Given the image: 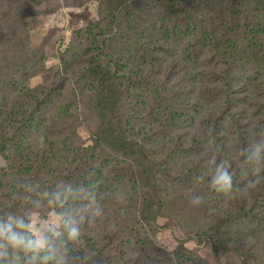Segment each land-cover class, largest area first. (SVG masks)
Returning a JSON list of instances; mask_svg holds the SVG:
<instances>
[{
    "label": "rangeland",
    "instance_id": "rangeland-1",
    "mask_svg": "<svg viewBox=\"0 0 264 264\" xmlns=\"http://www.w3.org/2000/svg\"><path fill=\"white\" fill-rule=\"evenodd\" d=\"M8 1L14 7L18 2L0 0L6 8L0 20L14 23L26 14L9 11ZM208 1H41L25 17L29 46L36 51L28 63L44 58V69L31 71L27 81L16 85L17 74L8 68L19 63V53L13 58L14 51L5 50L13 60L5 66L0 61V106L8 112L13 107L27 111L30 117L7 146L13 153V144H27L24 152L37 162L7 161L0 155V201L7 194L16 203L27 190L12 211L31 208L30 198L41 201L40 214L46 215L43 194L55 191L58 181L91 193L103 216L85 222L82 239L68 244V254L78 257V264H264V163L253 165L245 152L252 143L264 142V78L250 79L256 68L253 56L262 55L254 47L259 22H264V0L240 4L242 13L228 38L233 50L221 46V10L207 14ZM99 34L107 37L105 66L121 77L117 82L125 116L117 130L156 148L150 149L160 162L164 190L155 213L150 204L158 196L149 193L142 177L144 161L115 149L102 132L110 120L100 106L106 90L78 95L90 86L83 75L91 67L90 48ZM7 39L6 48L14 50L16 37ZM200 41H209L208 46ZM225 53L238 57L234 82L226 73H213ZM17 70L25 72L22 65ZM64 74L67 80L60 81ZM231 86L234 119L225 107ZM37 89L51 98L42 112L34 106L40 101ZM20 95L32 105L23 104ZM70 113L78 114V122L68 117L65 123ZM71 123L77 130L72 138L64 130ZM50 140L58 141L54 150L61 161L55 162L56 169L49 161L45 167L43 147L48 142L50 151ZM96 143L99 147L91 151ZM213 156L217 163H231V197L211 186L208 162ZM254 166L262 167L259 176L253 175ZM201 175L203 181L197 179ZM197 196L202 202L193 204ZM87 203L81 197L67 207Z\"/></svg>",
    "mask_w": 264,
    "mask_h": 264
},
{
    "label": "trees",
    "instance_id": "trees-1",
    "mask_svg": "<svg viewBox=\"0 0 264 264\" xmlns=\"http://www.w3.org/2000/svg\"><path fill=\"white\" fill-rule=\"evenodd\" d=\"M18 1L16 3V7H14V4L12 1H8L6 3L8 5L9 11L15 12L16 15L19 14H26L25 16L31 15L30 11L37 5H39L42 2H46L47 0H15ZM129 0H120V5H124ZM247 3L246 0H209L208 4L209 9H206L207 14L214 16V8H219L221 10V19L222 22L220 23L222 26V41L221 46L224 44L226 47H223L225 50H233L235 47L232 44L231 39H228L229 36L232 34V32L235 29V23L238 18V16L242 13V10H239L241 8L240 4ZM124 8V7H122ZM6 13V8L0 3V17L3 16ZM25 16L18 17V20H16L14 23L6 22L4 19L0 20V61L4 62L2 65L5 66L8 63H10L13 59L9 58L8 55H6V51H14L13 58H15V55L18 53L19 63L16 62L14 64V67L8 68V70H12L10 73H16L17 74V83L16 85H21L23 82L27 81V77L32 74L31 71H38L40 68L44 69V58H41L39 60L31 61V63H28V60L31 59L32 55H35L36 51L32 49L29 46L28 42V29L26 27L27 19ZM116 19V15L114 16V20ZM261 34H264V22L261 19L259 22V26L257 28V45L254 47L255 49L260 47V53L263 55L255 54L253 56V59L255 61V67L253 68L252 75L250 76V79L256 80L259 77L264 78V52L262 51V47L264 46V38L261 37ZM11 35L13 37H16V41H13V45H15V49L12 48H6V45L9 41L7 39V36ZM97 41L94 44V48H90L93 56V61L91 62V67L87 71V75H83L84 81L86 82V85L89 86V88L82 89V93L78 90V95H84L88 91H97L102 92L106 90L107 94L104 99L100 100V106L107 112V114L110 117V120L107 122V124L103 128V134L105 135L108 140H110L111 146L115 147V149H121L124 151H128V153L136 155L141 161H144V169L142 171V177L148 186L149 193L151 191H154L155 194L158 196L157 198H154L153 202L150 204L151 212L155 213L158 209L159 205H157L156 201H160V198L163 193V185H162V178L159 176V173L161 171L160 162L155 157L154 154H152V149H156L154 146L149 147V145H145L144 143L138 141V140H132L129 139L125 134H121L117 130V126L122 123L123 117L125 114L123 113L120 105L123 100V92L117 82V79L121 78L117 75V72L113 70L110 66H105L104 64V58L106 57V51H105V45L107 43V37L103 36L101 34L96 36ZM208 42L200 41L199 45L201 46H208ZM211 42V41H210ZM223 43V44H222ZM252 46V45H251ZM253 47V46H252ZM88 50V51H90ZM17 51V52H16ZM232 53V52H231ZM196 54H199L196 52ZM224 59L219 63L215 64V70L213 71L214 74L219 73H226L228 74L230 80L233 81L234 72L236 67L238 66L236 64L237 56H227V53L224 54ZM242 57V56H240ZM244 58V57H242ZM22 65L23 69L25 70L24 73H21L17 70V66ZM41 65V67H40ZM3 66H0V70L3 68ZM28 69V70H27ZM2 76H0L1 78ZM67 75L64 74V77L61 78L60 81H66ZM89 81L91 82L89 84ZM59 84V83H58ZM56 84V85H58ZM89 84V85H88ZM56 86H52V89H54ZM44 88V87H41ZM28 88H24L23 90H26ZM234 88L231 86L229 89L228 94L226 95L227 101L225 103L226 111L228 112V118L234 119L236 118V113L231 111L232 104H230L232 99V93ZM76 92V90H75ZM35 94H37L40 98V101L37 102L34 106H36L38 111L43 110L48 100L51 98L48 97L46 94H44L40 89H37L34 91ZM23 104H31L32 103L20 95ZM16 112V113H15ZM15 113V114H14ZM68 117H73L77 119L78 122V114L70 113L68 116H65V123L68 121L66 120ZM224 120V117H221ZM30 117L27 114V111L20 112L16 110V107H13L9 112L6 111L4 106H0V155L2 157H5V159L18 161V162H29L32 164L36 163V158L32 157L31 155H27L26 151L27 144L20 145V144H13V153H10V149L7 146V142L10 141V139L14 138V141L16 140V137L21 131L24 130V126L26 124V120H29ZM238 123V122H237ZM64 130H69L72 135L76 133V125L71 123L69 126H65ZM9 131L12 132V135L9 138ZM64 140V139H63ZM64 141H67L66 139ZM63 141V142H64ZM58 141L50 140V151H49V143L46 142V144L43 147V150L45 152V167L47 166V161L51 164V166L56 169L57 167L54 165L55 162H60V156L56 151L54 150L55 144H57ZM62 142V141H61ZM55 143V144H54ZM65 145V144H64ZM96 147H99V144L96 143V146L94 148H91V151H93ZM24 148V149H23ZM40 155V153H39ZM50 174H53L54 171H49ZM55 174V173H54ZM62 174V173H61ZM60 174V175H61ZM24 180V175L21 177ZM35 177L31 180L32 182H35ZM31 182V183H32ZM59 184V181L57 183H54L52 186V189L56 188V185ZM32 185L29 184L28 189L31 188ZM28 194V191L25 190L22 192V196L20 199L15 203L14 200L9 199V196L7 194H3V201H0V212H6L13 209L19 208V203L26 197Z\"/></svg>",
    "mask_w": 264,
    "mask_h": 264
},
{
    "label": "clouds",
    "instance_id": "clouds-1",
    "mask_svg": "<svg viewBox=\"0 0 264 264\" xmlns=\"http://www.w3.org/2000/svg\"><path fill=\"white\" fill-rule=\"evenodd\" d=\"M42 142V138H41ZM247 160L253 165L264 163V142H254L246 149ZM211 166V186L213 189L231 197L233 194V174L231 163L215 156L208 162ZM262 167L254 166L252 173L259 176ZM203 181L204 176L197 177ZM251 183V182H250ZM49 211L40 214L41 201L31 200L32 207L23 213L6 211L0 215V264H78V257L69 256L68 244L82 239V225L94 223L102 218L103 211L96 204L91 193L83 189H73L71 185L57 184L53 192H44ZM84 198L89 201L79 207H67L70 200ZM195 197L193 204L202 202Z\"/></svg>",
    "mask_w": 264,
    "mask_h": 264
}]
</instances>
